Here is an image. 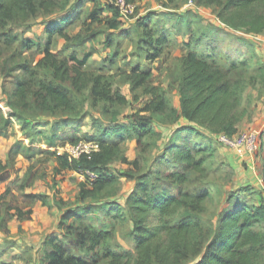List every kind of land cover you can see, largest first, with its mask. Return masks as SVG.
<instances>
[{"label": "rangeland", "instance_id": "obj_1", "mask_svg": "<svg viewBox=\"0 0 264 264\" xmlns=\"http://www.w3.org/2000/svg\"><path fill=\"white\" fill-rule=\"evenodd\" d=\"M218 1V4L206 5L196 0H132L128 4L133 13L124 19L118 17V28L110 29L106 21L112 15L107 11L101 16L104 20L101 24L93 25L87 19L93 8L90 0H34L35 17L10 23L0 31V160L13 167L10 180L0 185V194L6 195L5 206L0 212V264H46L49 249L46 240L53 235H61L63 246L72 254L80 253L73 248L74 237L64 236L57 229L61 213L73 207L95 211L104 208L108 201L118 203L125 210L126 200L134 191L139 175L158 170L161 175H167L173 171V164H165L157 158L170 140L187 143L194 149L202 140L214 150L206 161L205 177L192 184L210 194L203 204V212L198 215L203 235L225 212L231 211L232 203L228 202L231 196L253 205L255 184H260L257 161L264 149L251 161L244 153L225 149L207 134L196 138L180 131L175 133L177 123L167 117L169 112L155 117L158 123L153 128L160 138L147 136L139 144L134 131L127 132L129 138L120 147L121 152L105 167L106 174L116 178L115 183L99 196L77 202L75 190L82 181L73 170L56 172L55 155H62L66 147L72 145L71 141H87L86 137L100 133L110 123H132L133 116L142 114L140 111L149 99L147 92L151 87L164 91L169 108L177 111L178 85L184 77L182 58L192 49L204 57H212L221 68H228L234 61L237 68L228 77L232 85L234 116L239 119L236 128H241L240 133L257 130L264 145V127L252 125L254 117L264 111V73L256 72L257 67H264V2L255 3L246 10H225L227 0ZM148 15H157L151 26L159 21L169 40L161 47L162 55L155 61L147 59L146 46L140 42ZM66 16L72 21L63 26L70 38L97 34L92 40L72 47L54 30L57 22ZM253 35L259 40L249 38ZM25 42L32 46L25 48ZM44 45H49L58 59L69 60L72 54L81 59L85 53L90 54L88 73L101 74L113 81L121 88L125 102L113 107L93 106L87 91H70L72 111L41 107L31 95L40 76L34 78L23 67L34 68L42 58ZM134 67L150 71V79L144 87L131 89L128 75ZM19 83L24 91L20 95L17 92ZM64 87L71 89L68 83ZM233 151L243 154L249 161L235 157ZM137 160L140 170L129 164ZM127 173L132 175L131 179L126 177ZM192 178L198 179V174H192ZM28 194L43 196L44 203L29 202ZM17 210L25 216L29 211V219L17 220ZM126 215L130 217L127 210ZM93 218H87L85 223L97 226ZM155 223L154 219L151 224ZM261 230L264 231V226ZM131 233L130 222L118 223L111 242L118 253L128 257L135 255ZM254 263L264 264V251Z\"/></svg>", "mask_w": 264, "mask_h": 264}, {"label": "trees", "instance_id": "obj_2", "mask_svg": "<svg viewBox=\"0 0 264 264\" xmlns=\"http://www.w3.org/2000/svg\"><path fill=\"white\" fill-rule=\"evenodd\" d=\"M90 1L93 3V8L87 16L90 23L101 24L104 21L101 16L107 11L112 15L106 21L107 26L110 29H117L119 17L117 8L105 0H101V3L97 0ZM126 1L128 3L132 0ZM196 1L206 5L219 2ZM260 2L264 0H227L223 8L246 10ZM36 11L34 0H0V31L10 23L25 22L29 17H35ZM155 17L157 15H148L145 18L143 26L145 31L140 40L141 44L146 46L147 59L151 61L161 57V47L169 42L159 21L154 23V27L151 26V21ZM70 23H72L70 17H62L54 30L65 42L71 43L72 47L92 40L97 34L70 38L63 27ZM24 46L28 49L32 43L25 42ZM41 52L42 58L33 69L23 67L34 78L40 76L37 82L35 81V90L31 95L37 98L41 107L54 106L55 109L72 111L70 91L76 93L87 91L93 106L101 104L113 107L117 103L125 102V95L113 81L110 82L101 74L88 73L86 67L90 54L85 53L81 59L74 54L69 60L58 59L49 45H44ZM1 56L0 53V58ZM211 58L204 57L193 49L182 58L184 77L180 79L178 85L177 111L169 108L164 91L158 87H151L147 92L149 99L142 101L144 102V107L140 111L142 114L133 116L130 121L132 123L125 125L110 123V126L99 134L86 137L85 142H95L98 145V150L89 157L82 155L79 160L69 162L66 154L55 155L58 164L56 172L65 170L90 172L97 177L91 189L85 183L77 185L75 190L77 202L95 198L115 183L116 178L107 175L105 167L121 152V145L129 138L127 132L133 130L139 144L147 136L160 138L153 128V125L158 123L155 118L158 115L169 112L167 117L172 119V123L182 120L189 124L178 127L175 133L180 131L181 134H191L196 138H201L204 134L224 135L229 138L236 135L239 119L234 116L232 85L228 76L237 66L232 61L228 68H221ZM256 72L264 73V67H257ZM150 76L148 70L132 68L128 75L131 89L144 87ZM66 83L71 89L64 87ZM21 85L19 83L17 86L18 95L22 91ZM77 143L79 142L71 141L72 145ZM198 145L199 147L194 149L187 143L168 141L157 158H161L160 161L165 164H173V171L167 175H161L160 170L155 173L147 171L139 175L135 179L134 191L126 200L125 210L112 201L105 202L104 208L99 207L95 211H90L89 208L80 211L76 210V207L65 209L60 215L57 229L64 236L74 237L73 248L80 253L72 254L63 246L59 237L61 235H53L46 240L49 248L45 257L46 264H255L256 259L264 251V231L261 230L264 226V201L255 206L238 196L235 198L231 196V199H228V202L232 203L231 211L225 212L213 227L210 226L206 235H203L198 215L203 212V204L210 194L207 190L201 189V186L192 187V184L205 177V164L214 150L210 144L205 145L202 140ZM262 147L264 149L263 144ZM122 160L125 161L123 158ZM129 164L136 170L141 168L138 160ZM12 168L0 160V185L10 180ZM194 173L198 174V179L192 178ZM126 177L131 179L132 175L127 173ZM262 182L264 185V161ZM5 197V193L0 194V212L5 206ZM26 198L32 203L43 201L44 197L28 194ZM126 210L130 215L128 218ZM29 215V211L26 216L19 210L15 212L19 221L28 220ZM92 216L98 223L97 226L95 223H85V220ZM154 219L156 223L151 224ZM125 221L132 225L131 237L135 250L133 257L122 255L111 246L115 238L116 224Z\"/></svg>", "mask_w": 264, "mask_h": 264}, {"label": "built area", "instance_id": "obj_3", "mask_svg": "<svg viewBox=\"0 0 264 264\" xmlns=\"http://www.w3.org/2000/svg\"><path fill=\"white\" fill-rule=\"evenodd\" d=\"M105 2H108L117 8L119 18L121 19H124L133 13L132 7L126 0H105ZM249 38L256 40L257 35L249 36ZM259 134L260 133H258L257 130H252L250 132L236 134L231 138L224 135H215L214 139L217 144L227 150L238 151L239 153H244L247 156L253 157L261 148ZM97 150L98 145L95 142L81 141L77 144L67 146L63 151V154H66L67 160L72 162L73 160H79L82 155L89 157L91 153ZM74 175L79 177L82 183H85L87 187L92 186L97 178L94 173L90 172L74 171ZM260 182L262 183V180H260Z\"/></svg>", "mask_w": 264, "mask_h": 264}, {"label": "crops", "instance_id": "obj_4", "mask_svg": "<svg viewBox=\"0 0 264 264\" xmlns=\"http://www.w3.org/2000/svg\"><path fill=\"white\" fill-rule=\"evenodd\" d=\"M104 1V0H103ZM179 99V98H178ZM263 108H264V105H263ZM254 120H255V122L252 124L253 126L254 125H256V126H263L264 127V111H263V113H262V115H258V116H255L254 117ZM185 125H189V124H187L185 121H179L178 123H177V125H176V127H180V126H185ZM252 127V126H251ZM240 130H241V128H239V129H237V133L236 134H238V133H240ZM93 134H95V133H92L91 135H93ZM99 134V133H98ZM209 136H211V137H213V139H214V137H215V135H209ZM122 146V145H121ZM261 149H263V147H262V144H261V148H260V150ZM233 153V155L235 156V157H241V158H245V159H247L248 161H249V159L252 161V159H253V157H250V156H247V157H245L243 154H239V153H236V152H232ZM259 155V154H258ZM259 158H258V161H257V164H258V173H259V175H260V180H262V166H263V161H264V153L262 154V157H261V155H259L258 156ZM261 158V159H260ZM260 160H262V162L260 161ZM249 163V162H248ZM74 173V172H73ZM260 180H259V183L260 184H255L256 185V188L254 189V192L256 193V197L253 199V205H255V206H257V205H259L260 203H261V201H264V185H263V182L261 183L260 182Z\"/></svg>", "mask_w": 264, "mask_h": 264}]
</instances>
